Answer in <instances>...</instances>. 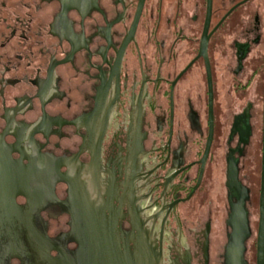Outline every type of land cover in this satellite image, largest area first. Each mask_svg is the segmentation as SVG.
I'll use <instances>...</instances> for the list:
<instances>
[{
    "label": "flooded vegetation",
    "instance_id": "1",
    "mask_svg": "<svg viewBox=\"0 0 264 264\" xmlns=\"http://www.w3.org/2000/svg\"><path fill=\"white\" fill-rule=\"evenodd\" d=\"M263 105L264 0H0V264H256Z\"/></svg>",
    "mask_w": 264,
    "mask_h": 264
},
{
    "label": "water",
    "instance_id": "2",
    "mask_svg": "<svg viewBox=\"0 0 264 264\" xmlns=\"http://www.w3.org/2000/svg\"><path fill=\"white\" fill-rule=\"evenodd\" d=\"M2 168L0 170L8 172L7 175L0 177V189H15L23 190L34 194L33 197L38 198V195L46 192V194L53 188V174L59 178L58 170L54 168L53 163L46 157L39 155L34 156L28 160V165H23L21 161H11L9 158L3 156L0 159ZM46 189V190H45ZM14 203L11 201V206ZM233 229L231 236L232 242L229 245L228 251L235 250V247L242 246L247 236L246 228L242 238H239L240 230L234 222H230ZM256 264H264V105H263V145H262V161H261V195H260V223L257 240V262Z\"/></svg>",
    "mask_w": 264,
    "mask_h": 264
}]
</instances>
